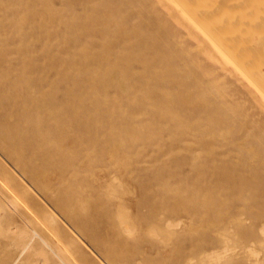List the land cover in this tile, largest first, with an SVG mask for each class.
I'll use <instances>...</instances> for the list:
<instances>
[{"label": "rangeland", "instance_id": "1", "mask_svg": "<svg viewBox=\"0 0 264 264\" xmlns=\"http://www.w3.org/2000/svg\"><path fill=\"white\" fill-rule=\"evenodd\" d=\"M168 21L0 0V264H264V113Z\"/></svg>", "mask_w": 264, "mask_h": 264}, {"label": "bare ground", "instance_id": "2", "mask_svg": "<svg viewBox=\"0 0 264 264\" xmlns=\"http://www.w3.org/2000/svg\"><path fill=\"white\" fill-rule=\"evenodd\" d=\"M153 5L154 7H161L164 9V12L169 20L168 26H174L178 32H183L181 33L182 36H180V33H178V36H175V40L178 41L179 46L181 47V52L185 56L189 57L192 55V52L194 53V57L191 58V62L193 64H196L197 68L201 67L202 65L201 61L199 62L197 56L204 53V56L207 57L210 62L211 69L217 70V72H221L222 74H224V79H226L225 77L228 76H230V78H236V81L238 83L245 86V92L248 91L246 93H249L252 96V99H254L253 102L255 103V106L258 108V110L261 113H264V0H153ZM115 11L116 9L114 8V6H112L110 8V13H116ZM185 39L194 42L195 47L193 48H195L197 54L195 53V51H193L192 48L189 47L188 42H186ZM187 46L189 47V49L187 48ZM151 50H153V48ZM103 52H105L104 49ZM160 56V52L156 53V57ZM85 73L87 72L85 71ZM132 76L135 77L134 74ZM208 76H214V73L211 72V74H209L208 72ZM127 79L125 81H129V79ZM216 82L218 85L219 81H215V84ZM227 87V84L223 86L224 91L227 89ZM121 88V90H123V86ZM229 96L230 92H227L226 90V93L223 94V97ZM151 97L154 96L151 95ZM175 119L178 120V117ZM185 130L190 133V128L189 130ZM228 133H230V135L225 134V136H231V131ZM223 138L224 136L222 137V139ZM224 142L225 141H223V143ZM249 152L251 153V151ZM250 153L249 156L252 155ZM256 156L258 157V155ZM197 157L198 156L194 158ZM253 162H255V158ZM262 232L264 233V229ZM8 233H6V235ZM41 241L43 240L41 239ZM31 248L29 244L25 245V250ZM40 254L43 255L42 252ZM250 254L252 253L250 252ZM218 258H220V256ZM249 258L252 259L253 257L249 256ZM62 263L69 264L66 260L63 259Z\"/></svg>", "mask_w": 264, "mask_h": 264}]
</instances>
